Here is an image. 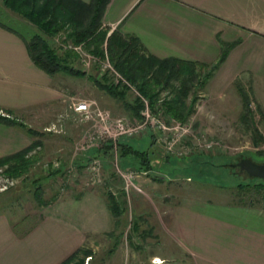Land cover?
<instances>
[{"label": "rangeland", "instance_id": "rangeland-1", "mask_svg": "<svg viewBox=\"0 0 264 264\" xmlns=\"http://www.w3.org/2000/svg\"><path fill=\"white\" fill-rule=\"evenodd\" d=\"M0 7V17L11 22L26 20L6 8L1 0ZM111 30L108 28L107 33ZM34 32L37 30L30 36ZM63 38L64 32L59 31L48 41L61 56L65 50L72 51L69 64L78 72L57 70V81L66 91L61 106L46 120L34 123L26 118L25 127L30 126L32 132H27L23 144L37 141L27 152L32 156L27 170L9 176L0 167V185L6 183L5 188H0V201L5 200L6 194L10 196V214L32 213L36 198L43 205L56 199H77L82 204L86 199L84 205L88 201L91 205L97 199L104 200L105 193H111L119 204V221L114 224L110 212L112 233L107 232L109 228L80 232L81 244L77 248L84 246L93 253L90 259L84 257V262L148 264L151 260L162 261L157 257L164 251L162 221L166 214L171 216L176 211L179 202L216 199V195L217 199L229 197L245 202L264 198V188L237 186L239 182L253 184L261 179L249 174L244 161L264 162V84L224 80L220 93L205 84L192 90L193 101L188 95L193 111L184 119L169 111H153L148 99V108L141 100L139 113L135 114L127 103L136 100L137 95L124 87L118 76L140 90L115 66L106 51L100 55L84 41L74 43ZM98 82L114 89L123 87L125 99L116 97ZM240 85L247 94L248 106H244ZM168 90L169 87L164 88L160 97L169 96ZM79 99L91 101L89 117L73 110V102ZM98 110L108 120V132L103 133L102 140L96 136L101 129ZM1 113L6 112L0 110ZM10 116L18 121L21 118ZM115 120L125 121L132 130L116 134ZM122 138L137 151L148 148L152 158L148 170L140 167L135 155H120L117 140ZM105 140H110L112 146L102 151L100 143ZM236 161L241 162V167L232 165ZM168 203L169 208L163 205ZM170 262L177 264L176 260Z\"/></svg>", "mask_w": 264, "mask_h": 264}, {"label": "crops", "instance_id": "crops-1", "mask_svg": "<svg viewBox=\"0 0 264 264\" xmlns=\"http://www.w3.org/2000/svg\"><path fill=\"white\" fill-rule=\"evenodd\" d=\"M103 23L136 36L146 53L218 62L206 83L215 93L227 80L264 84V0H109ZM35 29L26 20L0 17V110L21 116L23 124L28 117L46 120L66 94L58 74L41 69L27 51ZM26 135V127L0 120V156L25 147ZM7 195L0 201V264H59L81 244L80 232L112 226L103 197L91 205L86 199L43 205L36 198L32 213L13 215ZM217 198L179 202L166 214L162 261L148 264H264V198Z\"/></svg>", "mask_w": 264, "mask_h": 264}, {"label": "trees", "instance_id": "trees-1", "mask_svg": "<svg viewBox=\"0 0 264 264\" xmlns=\"http://www.w3.org/2000/svg\"><path fill=\"white\" fill-rule=\"evenodd\" d=\"M1 1L10 11L17 13L36 27L37 32H34L26 40L27 51L35 64L47 73L53 74L57 70H65L70 73L78 72L69 64V58L73 54L72 51L65 50L61 56L48 41V38L53 37L59 31H63V39H67L66 41L74 43L84 41L87 47L100 55L105 50L115 66L133 81L141 94L149 100L153 111H169L180 119L186 118L193 111L191 100L190 102L187 101L188 95H191L193 101L195 99L193 91L206 84L218 65V62L200 63L172 56L161 58L152 53H146L140 40L134 35H123L117 28L107 33L109 26L103 23V13L109 0ZM98 83L116 97L122 100L125 99V89L123 87L114 89L105 82ZM166 87H169L167 92L169 96L165 94V96L160 97L161 91ZM240 87V93L245 100L244 106H248L246 102L247 94H245V90L241 85ZM139 102L141 101L137 96L136 100L129 101L127 106L133 113L138 114L139 106H141ZM156 106H159L158 109ZM8 115V113L1 115L0 120L11 125L19 124L25 127L22 121ZM29 127H26L27 132H32ZM257 134L259 135V133ZM35 142L37 141H32L30 145L28 144L20 150L0 156L2 171L10 176L18 175L27 170L26 168L30 165L32 157L27 152L35 145ZM100 145L101 150L106 151L111 148L112 142L105 140ZM117 146L120 155H135L138 158L140 167L145 170H148L152 165L148 148L145 151H137L128 140H123V138L117 140ZM252 183L246 181L242 184L239 182L237 186L238 189L253 187L259 190V188H264V180L259 179ZM104 198L108 209L115 218L113 221L115 224L119 221V204L111 193H105ZM111 231L112 229L107 232ZM83 247L74 250L59 264H88V262H84V257L88 256L90 259L93 257V253L91 249ZM112 249L113 246L108 251L110 252ZM79 253L82 254L80 257L78 256Z\"/></svg>", "mask_w": 264, "mask_h": 264}, {"label": "built area", "instance_id": "built-area-1", "mask_svg": "<svg viewBox=\"0 0 264 264\" xmlns=\"http://www.w3.org/2000/svg\"><path fill=\"white\" fill-rule=\"evenodd\" d=\"M117 75H118V73H117ZM118 77L121 79L122 85L124 87L128 88L129 90H131L132 92H134L139 97L140 101L142 100V102L145 105V108H148L147 98L145 96H143L132 83H130L129 81L124 79L121 75H119ZM91 105H92V103L90 100L79 99V100L73 102L72 108L80 116L86 118V117H89V115H90ZM148 114L149 113L146 112V115H148ZM96 115L99 116V123H100L99 127H101V129L97 131L96 136H97V138L102 140L104 137L103 133L108 132V128L106 126L108 124V120H107V118H105V116L99 110L96 112ZM114 124H115L114 127L117 130L116 134H123V133L129 132L132 130V128H130L132 126H128L125 121L115 120ZM124 183L126 184L125 181H124ZM5 187H6V183H1L0 188L2 189Z\"/></svg>", "mask_w": 264, "mask_h": 264}, {"label": "water", "instance_id": "water-1", "mask_svg": "<svg viewBox=\"0 0 264 264\" xmlns=\"http://www.w3.org/2000/svg\"><path fill=\"white\" fill-rule=\"evenodd\" d=\"M244 165H246L251 176L264 179V162L255 163L254 161H244Z\"/></svg>", "mask_w": 264, "mask_h": 264}, {"label": "flooded vegetation", "instance_id": "flooded-vegetation-1", "mask_svg": "<svg viewBox=\"0 0 264 264\" xmlns=\"http://www.w3.org/2000/svg\"><path fill=\"white\" fill-rule=\"evenodd\" d=\"M232 165L235 167V166H239V167H241V162L240 161H236V162H234V163H232Z\"/></svg>", "mask_w": 264, "mask_h": 264}]
</instances>
